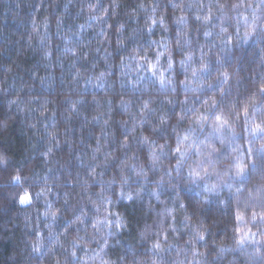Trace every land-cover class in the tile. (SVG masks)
Returning a JSON list of instances; mask_svg holds the SVG:
<instances>
[{"label":"trees","instance_id":"16d2710c","mask_svg":"<svg viewBox=\"0 0 264 264\" xmlns=\"http://www.w3.org/2000/svg\"><path fill=\"white\" fill-rule=\"evenodd\" d=\"M0 264H264V0H0Z\"/></svg>","mask_w":264,"mask_h":264}]
</instances>
